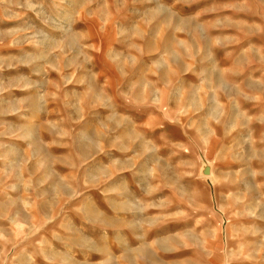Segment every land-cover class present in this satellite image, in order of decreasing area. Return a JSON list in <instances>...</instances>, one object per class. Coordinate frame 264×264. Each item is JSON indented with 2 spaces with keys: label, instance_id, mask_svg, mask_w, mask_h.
I'll return each instance as SVG.
<instances>
[{
  "label": "clouds",
  "instance_id": "obj_1",
  "mask_svg": "<svg viewBox=\"0 0 264 264\" xmlns=\"http://www.w3.org/2000/svg\"><path fill=\"white\" fill-rule=\"evenodd\" d=\"M195 2L0 0V14L19 21L0 29V45L19 49L0 56V72L26 70L0 80V121L15 118L0 123V264H168L188 246L186 226L168 225L190 195L174 140L186 138L188 167L230 160L237 185L252 161L262 166L252 176L264 174V131L257 139L252 127L264 125V43L253 41H264V0L214 4L211 20L185 10ZM89 32L120 46L103 80ZM242 40L222 67L218 50ZM212 141L228 148L209 161ZM255 187L252 216L264 206V183Z\"/></svg>",
  "mask_w": 264,
  "mask_h": 264
},
{
  "label": "rangeland",
  "instance_id": "obj_2",
  "mask_svg": "<svg viewBox=\"0 0 264 264\" xmlns=\"http://www.w3.org/2000/svg\"><path fill=\"white\" fill-rule=\"evenodd\" d=\"M227 0H196L195 3L186 7L189 12H201L206 19H214L216 13L206 12L205 9L211 8L214 4H224ZM227 11V10H226ZM90 20H81V24H90ZM19 21L6 19L0 14V29L13 28L18 25ZM88 32V29L85 28ZM225 34H235L230 30ZM89 56L96 65L98 77L103 80L107 75L105 69L106 63L118 64L120 61L119 44L107 40H101L92 36L89 32ZM254 42L264 43L259 41V38H253ZM246 41H241L239 45H229L227 49H219L218 55L221 58V66L224 68L231 67L232 61L224 55L225 51H232L246 46ZM19 54V49L9 48L0 45V56H14ZM23 68L6 69L0 72V80L7 81L9 78L25 72ZM53 80L59 79V74L55 71L51 73ZM109 79L111 77L109 76ZM73 85L69 84L68 88ZM12 95H19L18 92H13ZM55 108V105H51ZM246 108L251 109L249 115L259 116L261 114L260 107H253L251 104L246 105ZM55 118V112H53ZM14 117H8L6 121L0 123H7L14 120ZM256 138L259 139L261 131H264V125L253 123ZM219 136V131L217 132ZM176 145V162L184 165V171L187 173L185 182L190 185L188 203L181 204L174 202L169 211L182 212L185 215L175 220L168 221L170 226H186V242L187 247H179L178 250L172 252L168 257V264H264V259L258 257L257 245L264 236V206L256 212V216L249 213L256 210V201L259 199V189L255 187L256 183H264V174L252 176V170L257 173L261 172L262 166L258 160L252 161L251 169H247V175L244 181L237 185L233 183L234 171L240 165L233 163L230 160L223 162L217 161L215 164L206 163L202 167L196 168L188 167L185 163L188 160H195L189 153L182 151L186 145V138L181 140H174ZM208 152L209 161L220 153L221 147L228 148L227 143L218 144L212 141L209 145ZM191 150H189L190 152ZM251 155V153H249ZM20 163V157L10 160L9 164L16 166ZM35 161H30L27 165V170L24 178H28V174L33 171V164ZM5 164L0 161V169H3ZM195 172V174H193ZM9 184L18 183V178L14 176ZM243 192L248 193L247 200L241 204L243 199ZM18 192L9 191V195L16 196ZM189 205L195 211H191ZM4 226L8 223L5 221ZM18 231L23 230V225L15 226ZM253 232H259L260 235H252ZM254 249H256L254 251ZM264 256V254H259ZM248 257V258H246Z\"/></svg>",
  "mask_w": 264,
  "mask_h": 264
}]
</instances>
